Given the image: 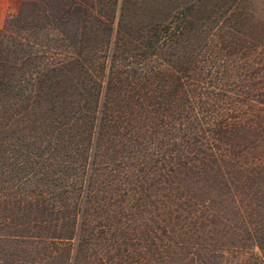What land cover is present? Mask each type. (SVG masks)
<instances>
[{"label": "trees", "instance_id": "trees-1", "mask_svg": "<svg viewBox=\"0 0 264 264\" xmlns=\"http://www.w3.org/2000/svg\"><path fill=\"white\" fill-rule=\"evenodd\" d=\"M127 3L72 0L108 36L95 59L72 39L68 60L0 73V243L35 255L0 264H264L262 43L225 61L211 37L187 66L157 49L194 5L120 44Z\"/></svg>", "mask_w": 264, "mask_h": 264}, {"label": "rangeland", "instance_id": "rangeland-1", "mask_svg": "<svg viewBox=\"0 0 264 264\" xmlns=\"http://www.w3.org/2000/svg\"><path fill=\"white\" fill-rule=\"evenodd\" d=\"M44 5L48 11H45ZM191 5L194 7L188 12L184 23L187 37H182L178 43L161 47L160 50L158 48L157 52L162 56L193 66L202 47L210 43L211 37H223L225 40V47H221L224 48L220 53L222 56L219 55L225 61L232 57L235 49H239L233 44L243 43L238 38L248 39L255 45L262 43L263 46H260L264 50V0H128V10L124 16L119 18L117 9L111 40L115 39L118 32L119 19L122 23L120 44H123L128 42L125 41L128 33L124 31H134L141 24L154 23L169 17L174 9ZM70 7L72 0H0V73L12 77V72L6 69L15 66V78L19 79L25 74L28 77V73L42 66L68 60L72 53V39H77L87 47L89 59H95L98 51L105 50L108 36L98 23L93 22L91 30L83 31L80 24H73ZM67 32L71 33L70 41L63 37ZM3 228L6 226L0 223V233H5ZM0 248L4 252L6 248L8 252L16 251L14 255L4 258L8 262L20 261L21 258L27 261L35 256L33 249L30 253L31 249L25 244L5 245L1 242ZM254 251L257 252V249Z\"/></svg>", "mask_w": 264, "mask_h": 264}]
</instances>
